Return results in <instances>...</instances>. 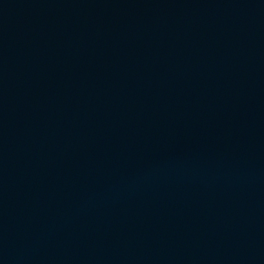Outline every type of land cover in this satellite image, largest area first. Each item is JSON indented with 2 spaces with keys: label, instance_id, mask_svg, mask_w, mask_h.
<instances>
[{
  "label": "water",
  "instance_id": "1",
  "mask_svg": "<svg viewBox=\"0 0 264 264\" xmlns=\"http://www.w3.org/2000/svg\"><path fill=\"white\" fill-rule=\"evenodd\" d=\"M0 264H264V0H0Z\"/></svg>",
  "mask_w": 264,
  "mask_h": 264
}]
</instances>
